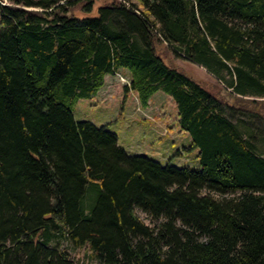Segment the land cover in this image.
<instances>
[{
  "label": "trees",
  "instance_id": "trees-1",
  "mask_svg": "<svg viewBox=\"0 0 264 264\" xmlns=\"http://www.w3.org/2000/svg\"><path fill=\"white\" fill-rule=\"evenodd\" d=\"M3 1L0 264H82V248L99 264H264V0H107L96 17L73 14L95 0ZM120 68L140 106L169 95L199 169L74 119Z\"/></svg>",
  "mask_w": 264,
  "mask_h": 264
},
{
  "label": "rangeland",
  "instance_id": "rangeland-1",
  "mask_svg": "<svg viewBox=\"0 0 264 264\" xmlns=\"http://www.w3.org/2000/svg\"><path fill=\"white\" fill-rule=\"evenodd\" d=\"M106 1L95 0L91 10L82 11L75 8L73 14L78 17H96L98 6ZM158 51L167 65L203 82L211 89L222 87V84L202 66L175 57L164 45L158 46ZM127 82L129 78L120 71L108 75L92 99L76 100L73 106L74 119L89 121L97 127L106 126L107 130L117 136L118 144L129 155H145L162 165L199 169L197 150H183V146H187L191 138L187 132L179 131L176 108L169 95L157 91L151 95L149 105L142 107L134 93H124L123 86L128 85ZM173 141L175 143H172ZM137 215L150 224L144 212L137 210ZM70 256L82 264H99L83 248L71 249Z\"/></svg>",
  "mask_w": 264,
  "mask_h": 264
},
{
  "label": "crops",
  "instance_id": "crops-1",
  "mask_svg": "<svg viewBox=\"0 0 264 264\" xmlns=\"http://www.w3.org/2000/svg\"><path fill=\"white\" fill-rule=\"evenodd\" d=\"M119 71L122 72L123 75H124L125 77H127V78L129 77L128 71H127L126 69H124V68H120V69H118L116 72H119ZM108 75H109V74L105 75L104 79H105ZM149 103H150V102L148 101V105H149ZM148 105H147V106H148ZM147 106H146V107H147ZM172 143H175V141H173ZM193 151H194V149L192 150V152H193ZM194 165H196V164L194 163ZM186 167H187V166H186Z\"/></svg>",
  "mask_w": 264,
  "mask_h": 264
},
{
  "label": "built area",
  "instance_id": "built-area-1",
  "mask_svg": "<svg viewBox=\"0 0 264 264\" xmlns=\"http://www.w3.org/2000/svg\"><path fill=\"white\" fill-rule=\"evenodd\" d=\"M120 78H122V77H120Z\"/></svg>",
  "mask_w": 264,
  "mask_h": 264
}]
</instances>
